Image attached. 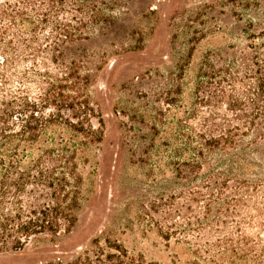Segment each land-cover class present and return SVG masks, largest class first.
Returning <instances> with one entry per match:
<instances>
[{
	"label": "trees",
	"instance_id": "1",
	"mask_svg": "<svg viewBox=\"0 0 264 264\" xmlns=\"http://www.w3.org/2000/svg\"><path fill=\"white\" fill-rule=\"evenodd\" d=\"M127 1L0 0V255L56 243L78 223L82 153L101 141L93 47ZM228 4L241 42L203 57L196 124L138 214L185 246L188 264H264V0ZM92 244L66 264H161L118 241Z\"/></svg>",
	"mask_w": 264,
	"mask_h": 264
},
{
	"label": "rangeland",
	"instance_id": "2",
	"mask_svg": "<svg viewBox=\"0 0 264 264\" xmlns=\"http://www.w3.org/2000/svg\"><path fill=\"white\" fill-rule=\"evenodd\" d=\"M114 16L113 31L93 47L92 61L100 70L88 93L101 141L82 153L79 221L58 242L35 239L1 254L0 264H66L95 240L105 245L106 239L151 262L188 264L194 258L140 221L139 208L150 184L173 176L168 163L182 144L180 134L196 124L190 114L203 57L239 44L241 24L228 0H128Z\"/></svg>",
	"mask_w": 264,
	"mask_h": 264
}]
</instances>
